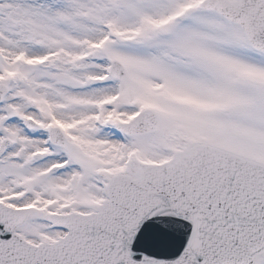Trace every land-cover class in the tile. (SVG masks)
Wrapping results in <instances>:
<instances>
[{
	"label": "snow or ice",
	"instance_id": "snow-or-ice-1",
	"mask_svg": "<svg viewBox=\"0 0 264 264\" xmlns=\"http://www.w3.org/2000/svg\"><path fill=\"white\" fill-rule=\"evenodd\" d=\"M0 264H264V0H0Z\"/></svg>",
	"mask_w": 264,
	"mask_h": 264
}]
</instances>
